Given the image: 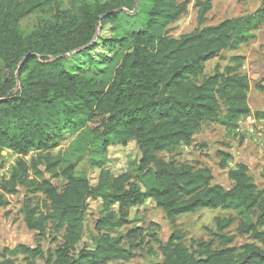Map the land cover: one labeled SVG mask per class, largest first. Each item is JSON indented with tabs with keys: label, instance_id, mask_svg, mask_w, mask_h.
Here are the masks:
<instances>
[{
	"label": "trees",
	"instance_id": "trees-1",
	"mask_svg": "<svg viewBox=\"0 0 264 264\" xmlns=\"http://www.w3.org/2000/svg\"><path fill=\"white\" fill-rule=\"evenodd\" d=\"M60 1L0 0V154L19 158L0 178V209L28 183L31 172L35 178L42 175L41 164L62 183L60 189L42 177L31 183V192L47 203L44 213L28 203L21 209L35 247L3 248L0 264H15L18 256L26 264L129 263L136 246L148 244L144 233L128 230L125 248L122 236L112 232L127 226L131 210L147 200L172 227L178 217L201 210L236 217L215 218L213 239L191 242L189 248L176 229L164 244L147 235L161 255L151 264H264V187H257L247 166L227 171L232 186L226 190L213 184L207 168L158 157L189 147L207 123L231 134L242 118L264 121V112L252 114L248 107L250 87L240 57L203 75L206 62L254 38L264 25V0L252 13L178 39L169 36V28L187 13L181 0H74L64 9ZM214 1L196 2L198 27L206 23ZM35 14L43 15L25 34L21 22ZM99 30L109 36H97ZM73 53L103 69L84 75L77 67L80 74H74L65 67ZM254 88L264 93V79ZM83 131L101 155L133 143L139 155L134 170L113 175L96 162L99 174L91 186L86 178L74 177L70 163L50 159L64 135ZM30 155L35 159L28 164ZM219 155V167L225 169L231 157ZM89 201L101 208L91 231L86 229ZM235 223L236 235H227ZM48 235L54 246L45 252L41 241ZM236 237L251 243L234 247Z\"/></svg>",
	"mask_w": 264,
	"mask_h": 264
},
{
	"label": "rangeland",
	"instance_id": "rangeland-1",
	"mask_svg": "<svg viewBox=\"0 0 264 264\" xmlns=\"http://www.w3.org/2000/svg\"><path fill=\"white\" fill-rule=\"evenodd\" d=\"M74 0H61L60 9ZM187 3V13L179 21L169 28V36L178 39L180 36L193 33L202 27L215 26L224 20L234 19L252 13L260 4L261 0H215L212 9L206 16V23L198 27L196 22L197 1L203 0H181ZM48 14V12H47ZM43 14H35L21 22L22 31L30 33ZM97 36L108 37L107 31H98ZM233 57H240L242 60L241 74L248 81L250 90L248 92L247 104L251 113L264 112V93L257 91L254 86L264 79V25L254 32V38L247 44L241 45L237 50H230L206 62L203 66V75L212 74L215 66L221 69L230 65ZM65 67L74 74H80L76 68L83 70L84 75L98 73L102 66L87 63L85 58L73 53L65 59ZM224 152L230 155L226 168L219 167L220 155ZM138 151L133 143L126 147H110L106 155L95 152L92 145V138L85 131L75 136L64 135L58 147L51 152L50 159H62L73 166L75 178H86L91 186H95L99 174L96 162L103 164L104 169H108L113 175L123 172H130L136 167ZM159 158L165 161H174L177 164L192 166L194 169L207 168L213 175V184L229 189L232 183L227 178V171L234 169L237 164H244L249 169V175L254 180L259 189L264 187V121H256L252 116L242 118L237 122V128L227 134L225 129L217 123H207L203 125L195 134L193 142L189 147L181 146L171 153H162ZM19 158L7 151L0 154V178L8 175ZM35 159V155H30L25 161L30 164ZM42 175V179L51 181L58 189L62 183L60 179L53 178L45 170V164L37 168ZM40 177L35 178L31 172L28 183L18 187L17 194L8 197V206L0 209V250L3 248L12 249L16 246L34 248L36 237L29 232L24 224L21 209L28 203L45 212L47 203L41 194L31 192V183L40 181ZM101 213L99 203L89 201L86 229L91 231V223L96 219V215ZM234 217L232 212L222 210L209 211L201 210L193 215H184L175 220L172 227L152 201L147 200L143 206L135 207L131 210L129 223L121 230L112 232L113 236H122V244L128 248L129 241L124 238L130 229L139 228L144 233L146 245H138L135 248V257L129 263L113 262L110 264H151L161 261L158 244L151 241L147 236L153 234L155 238L164 244L174 229L182 233L185 238L183 244L190 247L191 242L210 241L215 233L213 220L215 218ZM236 223L226 232L227 235H236ZM88 233L84 237V243L88 242ZM48 235L41 241L43 251L50 250L54 244ZM251 243L246 237H236L233 246L239 247ZM15 264H26L22 256L15 259ZM34 264H44L41 260H36Z\"/></svg>",
	"mask_w": 264,
	"mask_h": 264
},
{
	"label": "water",
	"instance_id": "water-1",
	"mask_svg": "<svg viewBox=\"0 0 264 264\" xmlns=\"http://www.w3.org/2000/svg\"><path fill=\"white\" fill-rule=\"evenodd\" d=\"M132 14H135V11Z\"/></svg>",
	"mask_w": 264,
	"mask_h": 264
}]
</instances>
